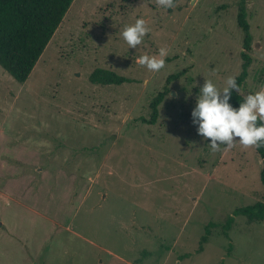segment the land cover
Masks as SVG:
<instances>
[{"label":"rangeland","instance_id":"rangeland-1","mask_svg":"<svg viewBox=\"0 0 264 264\" xmlns=\"http://www.w3.org/2000/svg\"><path fill=\"white\" fill-rule=\"evenodd\" d=\"M240 1L75 0L26 83L0 67V264H264V221L224 230L264 202L263 160L239 137L213 150L192 116L206 80L222 91L242 73ZM247 2L243 97L264 89V0ZM139 18L129 49L121 32ZM161 48L159 72L137 63ZM99 69L132 83L93 84Z\"/></svg>","mask_w":264,"mask_h":264},{"label":"trees","instance_id":"trees-1","mask_svg":"<svg viewBox=\"0 0 264 264\" xmlns=\"http://www.w3.org/2000/svg\"><path fill=\"white\" fill-rule=\"evenodd\" d=\"M75 0H0V67L11 75L17 82L24 84L32 75L40 58L53 37L61 27ZM248 2L241 0L239 3L238 24L244 36V64L242 73L236 78L240 90L249 77V68L252 66L253 35L248 22ZM181 74L169 77V82L178 80ZM93 84L106 86H121L132 83V80L119 76L115 72L103 69L96 70L90 77ZM167 96L166 90L160 93L150 104V119H142L149 125L157 124L160 117V106ZM243 96L236 91L231 92L229 104L238 108L243 101ZM259 123V122H258ZM263 160L261 182L264 186V146L257 148ZM234 216L227 220L224 230L229 238L235 217L243 216L249 221H264V202L246 206L235 210ZM215 226L214 224H210ZM212 233L209 228L201 240L199 253L209 242Z\"/></svg>","mask_w":264,"mask_h":264},{"label":"clouds","instance_id":"clouds-1","mask_svg":"<svg viewBox=\"0 0 264 264\" xmlns=\"http://www.w3.org/2000/svg\"><path fill=\"white\" fill-rule=\"evenodd\" d=\"M158 5L165 9L172 8L174 0H158ZM147 31L144 19L139 18L134 24L125 26L121 36L129 49L136 48ZM158 55L159 59L156 56H140L137 63L151 72H159L165 66L164 57L168 52L161 48ZM148 83V80L144 81L145 86ZM233 90L239 92L240 88L232 76L226 79L222 91L211 80L205 81L192 112L193 117L199 118L198 134L205 139L211 138L213 150L219 146L217 141L231 147L235 137H239V143L245 147L264 146V89L245 96L238 108L229 104Z\"/></svg>","mask_w":264,"mask_h":264},{"label":"water","instance_id":"water-1","mask_svg":"<svg viewBox=\"0 0 264 264\" xmlns=\"http://www.w3.org/2000/svg\"><path fill=\"white\" fill-rule=\"evenodd\" d=\"M173 95H174V92H173Z\"/></svg>","mask_w":264,"mask_h":264}]
</instances>
